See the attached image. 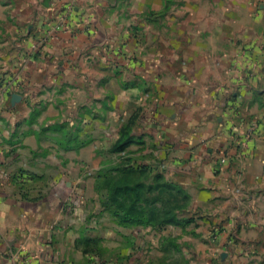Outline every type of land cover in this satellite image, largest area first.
I'll list each match as a JSON object with an SVG mask.
<instances>
[{"label":"rangeland","instance_id":"obj_1","mask_svg":"<svg viewBox=\"0 0 264 264\" xmlns=\"http://www.w3.org/2000/svg\"><path fill=\"white\" fill-rule=\"evenodd\" d=\"M121 31L136 47L129 59L134 70L142 67L140 50L157 70L166 61L170 69L190 68V59L195 57L203 66L236 63L252 70L244 78L245 89L240 83L226 91L223 98L232 103L217 117L221 133L213 137L226 135L234 140L227 139L217 148L212 138L202 142L210 143L208 153L219 164L216 177L227 176L231 194L243 207H239L241 216L235 228L225 236L226 244L218 251L199 249L206 245L202 230L210 228L212 220L205 211L207 199L194 200L200 190L187 179L190 172L185 177L151 159L149 164L142 155L147 144L142 132L147 125L157 124L152 111L155 92L145 91L147 106L136 107L114 126L105 122L110 112L107 100V105L97 107L94 98L87 96L86 101L91 102L77 108V90L60 83L56 88L59 113L49 114L53 121L44 125L38 122L45 110L36 109L32 101L36 102L40 80L47 83L41 74L47 69L62 70L64 77L78 76L68 83L72 85L80 83L81 73L85 77L88 68L126 67L112 64L113 58L86 54L74 42L86 37L93 46L100 38L111 40ZM63 33L69 51L61 57L51 56L46 51L48 43ZM226 77L234 76L225 75L222 80ZM19 103L25 104L24 110L27 107V117L13 126L22 138L6 141L7 145L25 150L26 135L21 132L29 133L36 126L49 136L38 139L39 146L48 143L65 151L69 144L88 148L94 142L100 144L98 155L86 151L81 156L79 148L70 154H54L49 162L53 169L49 183L38 172L22 170L20 175L34 182L28 187L24 183V193L38 190L41 200L53 190L60 198L59 208L58 203H51L54 212L69 218L68 226L82 233V247L90 252L81 264H213V255L219 264H264V152L254 166L244 155L256 147L257 138L264 148V0H0V111L7 108L0 121L6 128L7 114H13ZM82 116L85 122L80 121ZM95 119L102 120L96 127ZM121 146L127 147L117 151ZM23 154V163L38 164L46 163L49 155ZM71 162L82 169L77 175L74 165L68 179L67 171L63 174L61 169L67 170ZM176 176L181 179L176 181ZM131 209L132 217H137L133 221L117 215L125 216ZM168 218L171 223L159 225ZM218 235H211L214 243Z\"/></svg>","mask_w":264,"mask_h":264},{"label":"crops","instance_id":"obj_2","mask_svg":"<svg viewBox=\"0 0 264 264\" xmlns=\"http://www.w3.org/2000/svg\"><path fill=\"white\" fill-rule=\"evenodd\" d=\"M118 33L111 40L100 38L98 43L93 46L86 37L85 40L83 38L71 40L81 45L86 54L94 53L96 56L106 57L109 60L113 58L112 64L118 63V65H126V67L114 68L112 65L110 68L91 67L84 72L85 77L81 73L80 83L72 85L68 83L70 81L73 83L78 76H68L67 74L64 77L62 70L51 72L46 69V74L40 72L47 83L44 84L40 80L37 84L36 102L32 101L36 109L45 110L38 122L40 126L44 125L49 120L53 121L48 117L49 114L59 113L56 110V106H58L56 88L60 83L63 86H73V89L77 90L80 95L77 108L84 107L91 102L86 101L87 96L94 98L93 105L97 107L107 105L104 103V100H107L110 112H108L105 122L114 124V126L119 124V120L123 116L127 117V114H131L136 107L147 106L144 101L145 91L155 92L153 100L155 106L153 105L152 111L155 110L153 117L157 124L154 127L147 125L146 130L142 132L144 141L147 143L143 146L145 155H142L149 164H152L149 161L151 159L153 163L183 174L185 177H187L186 172H190L187 179L192 186L200 190L194 200L199 203L200 199H207L205 211L209 212V217L212 220V226L202 230L206 245H200L199 249L200 251L208 249L218 251L226 244L225 236H229L231 230L235 228L236 220L241 216L240 208L243 207L239 206V199L231 194L232 188L227 185L225 180L227 176L223 177V174H220L216 177L219 164L208 153L210 143L202 144V142L212 138L211 143L217 148L221 145L224 146L223 142L227 139L234 140L231 136L227 138L226 135L219 138L213 137L217 133H221L217 117L223 114L226 107L232 103L223 98L227 94L226 91L234 89L240 83L241 87L245 89L247 84L244 78L252 70L248 67L238 66L236 63L225 67L205 64L203 66L197 57L190 59L192 61L190 68L175 66L174 69H170L167 67L166 61L157 70L152 67L150 58H145V53L142 50H140L142 59L139 57L142 67L134 70L133 64L129 60L130 55L132 56V53L136 51L133 40L122 34V31L120 36ZM65 35L67 34H59L58 38L52 39L48 43L46 51L51 56L61 57L69 51L65 48ZM69 38L70 36H67L68 40ZM116 52H119L120 55H116ZM253 69V73L257 74V67H253ZM225 75L234 77H226L222 80ZM209 76L219 79L215 80ZM48 86L51 88L49 89ZM193 92L197 93V96L193 95ZM234 95L236 94H233V97ZM217 98H223V101L217 102ZM24 105L23 103L17 104L14 106L13 114H7V128L4 126L5 123L0 121V264H58L59 261L81 264L85 259L84 256H87L83 252L84 244H81L82 233H78L75 227H69V218L63 214L56 215L55 207L51 206V203H58L56 207L59 208L60 198L53 190L48 194V197L41 200H39L38 190L31 189L24 193V183L28 187L27 185L34 182L21 178L20 175L22 170L38 172L45 175L46 182L49 183L51 181L50 174L53 171L49 162L54 154H70L72 149L79 148L81 156L86 151L89 155H98L100 144L94 142L90 148L69 144L65 146V151L48 143L45 146H39L37 140L49 136H45L44 132L36 126L34 129L31 128L29 133L21 132L26 135L23 137L27 146L26 151L23 148L20 149V145L18 148L7 145L6 141H17L22 138L18 132L15 133L13 125L26 119L25 110L27 107L25 106L24 110ZM6 110L3 107L0 116H4ZM83 119L82 116L80 121L85 122ZM95 121H98L95 122V127L99 125V122H102L101 119H95ZM261 143L260 138H257L256 147H251L250 151L244 153L249 157L246 159L251 166L257 165L262 157L261 153L264 152V148L260 146ZM13 149H16V152H13ZM24 152L30 156L34 154L49 155L44 164L23 163L22 154ZM74 165V162H71L67 170L62 167V173L67 171L68 177L71 171L75 170ZM75 167L77 166L75 165ZM81 169V165H78L77 175ZM178 179L181 177L176 176L175 180L178 181ZM249 202L253 203V201ZM60 218L64 222L59 223ZM240 230L238 225L237 234H240ZM75 234H78L77 238H75ZM213 234H219L216 243L211 239ZM212 257H210V262L214 261L213 264H219Z\"/></svg>","mask_w":264,"mask_h":264},{"label":"trees","instance_id":"obj_3","mask_svg":"<svg viewBox=\"0 0 264 264\" xmlns=\"http://www.w3.org/2000/svg\"><path fill=\"white\" fill-rule=\"evenodd\" d=\"M129 144H127V146H128ZM127 146H121V147H119L118 149H117V151H124L125 150V147H127ZM131 213V214H130ZM130 213H127V214H125V216H123V215H121V214H117L118 216H120V217H122L123 219H126V220H131V221H133V220H135L137 217H135V218H133L132 216H133V214H134V210H132L131 209V211H130ZM145 214V213H144ZM149 218H151V216H149ZM142 220H143V218H142V216H139V218H138V221L139 222H142ZM151 219H149V221H150ZM147 222V223H150V222ZM167 222H172V219L170 218H168V219H166V220H162V222H159V225L161 224V225H163V224H166ZM158 225V226H159ZM159 227H162V226H159ZM84 253L86 254H88V253H90V252H88V250H86L85 251V249H84Z\"/></svg>","mask_w":264,"mask_h":264}]
</instances>
